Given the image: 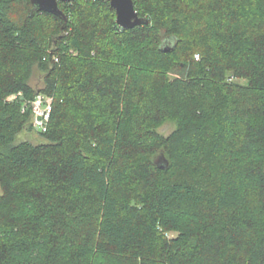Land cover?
<instances>
[{"label":"trees","instance_id":"1","mask_svg":"<svg viewBox=\"0 0 264 264\" xmlns=\"http://www.w3.org/2000/svg\"><path fill=\"white\" fill-rule=\"evenodd\" d=\"M134 2L0 0V264H264V0Z\"/></svg>","mask_w":264,"mask_h":264},{"label":"water","instance_id":"2","mask_svg":"<svg viewBox=\"0 0 264 264\" xmlns=\"http://www.w3.org/2000/svg\"><path fill=\"white\" fill-rule=\"evenodd\" d=\"M32 4L38 11H46L56 14L63 18L65 22L68 21L67 14L60 8L59 2H70L72 0H31ZM111 5L117 12V23L123 28H134L137 26L145 25L149 23V19L141 16L136 10L134 0H111ZM168 45L166 51H169L171 47ZM159 167L166 168L169 166V160L164 154L156 160Z\"/></svg>","mask_w":264,"mask_h":264},{"label":"built area","instance_id":"3","mask_svg":"<svg viewBox=\"0 0 264 264\" xmlns=\"http://www.w3.org/2000/svg\"><path fill=\"white\" fill-rule=\"evenodd\" d=\"M199 59V56H197ZM17 95L8 97V100L15 99ZM30 108L33 113V126L38 131H46L53 109V97L45 94H38L33 100L25 101L23 111Z\"/></svg>","mask_w":264,"mask_h":264},{"label":"rangeland","instance_id":"4","mask_svg":"<svg viewBox=\"0 0 264 264\" xmlns=\"http://www.w3.org/2000/svg\"><path fill=\"white\" fill-rule=\"evenodd\" d=\"M197 56H199V54H197ZM196 56V58H197ZM200 58V56H199ZM244 82V81H242ZM32 84L33 85H39L42 86L43 82L41 81L40 77L38 76V73L36 72V74H34L33 78H32ZM39 94H44V93H39ZM175 129V123L172 122L171 120L166 121L163 125H161L158 130L160 133L164 134V135H169L173 130ZM23 140H29L35 144L38 143H42L45 142V138L38 133L35 130L29 131V132H22L18 135L17 139H16V143H19ZM164 154L165 157L167 158L166 154L164 152H159L156 157L155 160H158L160 158V156ZM1 185H0V192H1ZM171 236H176L175 233L170 234Z\"/></svg>","mask_w":264,"mask_h":264},{"label":"bare ground","instance_id":"5","mask_svg":"<svg viewBox=\"0 0 264 264\" xmlns=\"http://www.w3.org/2000/svg\"><path fill=\"white\" fill-rule=\"evenodd\" d=\"M111 1V0H110ZM45 95H47V94H45ZM37 96V95H36ZM47 96H50V95H47ZM53 97V96H52ZM53 101H54V98H53Z\"/></svg>","mask_w":264,"mask_h":264}]
</instances>
